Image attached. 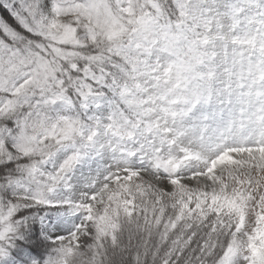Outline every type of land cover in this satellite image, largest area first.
<instances>
[{
	"label": "snow or ice",
	"instance_id": "obj_1",
	"mask_svg": "<svg viewBox=\"0 0 264 264\" xmlns=\"http://www.w3.org/2000/svg\"><path fill=\"white\" fill-rule=\"evenodd\" d=\"M0 264H264V0H0Z\"/></svg>",
	"mask_w": 264,
	"mask_h": 264
}]
</instances>
